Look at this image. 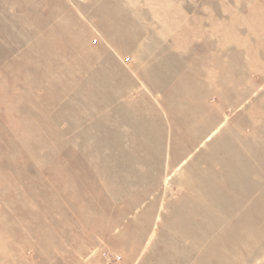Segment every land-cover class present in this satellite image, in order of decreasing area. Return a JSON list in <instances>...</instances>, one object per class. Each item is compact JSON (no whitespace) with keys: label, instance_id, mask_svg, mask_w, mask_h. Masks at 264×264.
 Here are the masks:
<instances>
[{"label":"rangeland","instance_id":"obj_1","mask_svg":"<svg viewBox=\"0 0 264 264\" xmlns=\"http://www.w3.org/2000/svg\"><path fill=\"white\" fill-rule=\"evenodd\" d=\"M0 264H264V0H0Z\"/></svg>","mask_w":264,"mask_h":264},{"label":"bare ground","instance_id":"obj_2","mask_svg":"<svg viewBox=\"0 0 264 264\" xmlns=\"http://www.w3.org/2000/svg\"><path fill=\"white\" fill-rule=\"evenodd\" d=\"M210 137V136H209ZM207 140V139H206Z\"/></svg>","mask_w":264,"mask_h":264}]
</instances>
